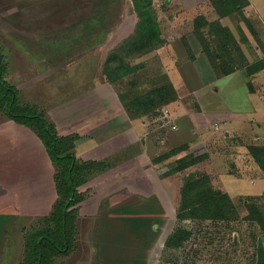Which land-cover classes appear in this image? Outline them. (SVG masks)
<instances>
[{"label":"rangeland","instance_id":"374dc122","mask_svg":"<svg viewBox=\"0 0 264 264\" xmlns=\"http://www.w3.org/2000/svg\"><path fill=\"white\" fill-rule=\"evenodd\" d=\"M248 1L249 5L243 11L251 27L239 14L221 19L222 22L229 21V24H234V28L241 24L249 39L246 41L247 45L263 46L261 52L263 54L260 57L263 60H259V58L255 64L243 67L236 76L231 75L230 84L237 91H235V98L229 93L230 89L223 86L227 83L226 76L218 78L214 63L206 55L203 62L199 58L200 67H198L204 70L206 67L204 63H210L215 71V77L218 78L216 83L212 81L207 83L208 79H206V73L203 70L198 72L206 80L200 78L198 83L191 81L195 73L194 71L191 72V68L187 66L196 60L194 51L188 49L189 46L195 45V38L190 37L193 32L194 18L198 15H203L209 20L218 18L216 9L209 0H155L154 5L158 9V19L163 29L165 44L151 54L131 59L133 65L143 63V67L136 74V78L139 82L142 81L141 83H147L146 81L149 79L161 75L162 70H158L159 66L165 70L178 67L183 78L178 73H171L173 78L171 80L179 97L170 104L163 106L157 116H150L145 123L147 129L141 136L147 138L148 135L150 146L154 148V151L147 155L149 159L146 160L142 157V160H136V162L134 159L128 160L116 166L112 171L99 176L94 183L95 185L88 184L89 188H93V193L88 194L82 209L86 208L85 205H87V209L90 208V205H92L91 208L94 206L95 209L99 207L98 211L103 209L104 214L102 213V220L99 219V221L108 226L107 220L104 219L105 212L111 213L113 207L121 206L124 200L128 201L126 199L129 194H122V191L129 190L128 185L134 187V190H131L133 194H139L134 200L143 204L144 202L147 204V198L137 199L147 197L145 195L153 192V195H150L153 200L147 206L151 207L152 205L157 210L160 207L163 212L157 211L156 215L161 216L163 222L154 219L151 224V233L158 231L159 235L149 252L150 264H220L217 261V251L221 252L224 258L229 256L228 264H256V258H254L255 244L260 240L264 241V231L259 229L255 222L245 219L248 210L243 200H255L264 212V170L249 153V147L253 144H264V0ZM87 15L82 24L84 27H81L83 29L77 34H72L70 30H66L45 35L35 40L21 33L16 35L13 30L7 29L0 23V45L3 46L8 60L6 78L19 91L21 102L36 104L39 109L45 110L49 117L54 116L53 121L59 133L63 135L68 134V129H65L64 126V111L66 110L59 109L60 105L56 106V104L67 101L77 102L76 107L78 109L84 104L86 107L90 105L89 101L78 102L79 98L91 100L96 96V93L99 92L96 87L103 80L105 81L103 69L108 55L113 48L133 33L136 23V13L133 10L131 0H117V3L110 5L108 11L103 10L94 13L89 11ZM253 28L257 30V33L254 32ZM20 35L24 37H19ZM186 35H189L188 41H186ZM184 42H187L188 47ZM185 55L187 60L183 62ZM178 56L180 57L179 60ZM121 86L125 87V85ZM118 88L120 89V87ZM177 103L186 106L187 109L182 108L183 113L196 114L193 116L194 118L192 117L193 130L191 132L188 130L179 131L180 129H177L178 123H176L177 128L171 129L176 133L172 138L169 131L172 128L171 123L175 124L172 120L176 116ZM217 103L220 104L218 109L225 111L228 108L233 109L236 114L223 119L224 113L217 111V108L211 113L209 110L214 109ZM83 108L85 109L84 106ZM81 109L76 111V115L83 114L84 109ZM9 121L13 120L9 119L5 113L0 112V134H7L6 128L12 123L9 124ZM16 132L19 134L18 131ZM16 132L9 135L20 141V138L15 135ZM80 132L81 136L85 135L84 131ZM24 133H21L23 139L29 137L35 140L39 147L44 148L35 132L31 130L28 135H24ZM89 134L92 135L93 132H89ZM12 140L8 137L9 145L5 147L6 141L0 139V181L4 183L3 180L10 179L13 181L12 183L23 184L22 193L29 198V191L32 189L28 185L31 183L29 179L37 178L40 182L41 179L45 178L53 180L54 168L50 167L48 160L40 153L36 154L37 156L32 155L33 158L31 157V161L26 164L23 162L29 157H24L17 167L15 164H5L6 155L15 156L12 153V148L9 153H6L10 148L9 146L12 147L14 144H11ZM180 146L186 147L164 161L154 162L159 154ZM42 150L44 151V149ZM114 154L117 153L111 155ZM189 154L196 157L206 155L204 156L206 159L188 167L183 172L167 175L166 172L170 166L172 167L175 159ZM2 165L4 168H1ZM142 166L145 168L139 172ZM204 169H207L208 173H211L210 175H212V171L219 175L218 178L238 207L241 220L231 224V227L225 223H218L211 229L207 223H198L187 218L180 219L176 215L183 177ZM129 173L134 175L129 176ZM117 177L125 179L122 178V183L116 184L110 189L113 192L108 197L105 189L96 187L98 184H104L106 180ZM46 186L40 185L38 188L46 189ZM11 187H6L7 194L11 192ZM140 191L143 194L138 193ZM42 194L40 191L36 204L27 203L26 209L29 210V206L32 205L31 209H35V211L43 210V205L53 202H44L43 196H40ZM136 195H131V197ZM106 200H108V204H106ZM117 214L125 215V212L122 214L120 211ZM147 217L146 213L130 216L127 225H125L130 229L123 234L110 233L109 230L100 232L98 229L96 234H89L85 229L90 224L89 217L84 216L82 220L78 218V222H81V232L79 233L78 229L77 247H74L75 249L73 248L67 256H58L54 263L127 264L132 254H128V248L129 241L133 236V229L137 225L140 228L145 227L144 225L147 226L149 222L143 220ZM32 220L31 218H18L17 230L13 228L11 231L9 228L7 230L8 238L6 233L1 235L0 247L3 246L4 253L8 255L0 259V264L22 263L23 239L21 235L24 237V231L30 229ZM21 222L23 232L20 234ZM135 222L137 224H134ZM179 225L191 230L192 234L180 251H166L164 249L165 241ZM213 236L216 238H212ZM110 237L115 239L112 246L106 242V239H110ZM233 239L237 243L235 246H233ZM94 240L102 241L104 245L103 254L101 253L102 248L101 250L89 248Z\"/></svg>","mask_w":264,"mask_h":264},{"label":"trees","instance_id":"16d2710c","mask_svg":"<svg viewBox=\"0 0 264 264\" xmlns=\"http://www.w3.org/2000/svg\"><path fill=\"white\" fill-rule=\"evenodd\" d=\"M154 1L131 0L136 13L134 31L121 44L111 50L103 69L105 81L119 91L118 97L131 118L157 116L163 106L179 97L167 72L163 71L161 75L146 81L147 83H141L142 81L139 82L136 78V74L143 67V63L135 65L131 63V59L151 54L165 44L163 29L158 19V9L155 7ZM209 1L216 9L218 18L209 20L203 15H198L193 20V34L207 58L214 63L218 77H223L241 69L246 58L240 41L230 26L224 25L221 19L239 14L251 27L243 11L249 5V1ZM113 3H117V0H0V23L7 29L13 30L16 35L21 33L34 40L66 30L77 34L83 29L81 27H84L82 24L89 11H93V13L108 11ZM239 27L241 26L238 25ZM22 35L19 37H24ZM244 37H242L243 40ZM184 43L187 45V42ZM6 49L8 48L6 47ZM7 64L6 53L3 46L0 45V112L36 133L54 168L53 181L56 194L49 210L43 215L31 218L33 220L30 223V229L24 231V237L21 235L23 239V261L21 264H53L58 256L68 255L76 245L80 210L88 194L93 193V188H89L88 184L91 185L95 178L112 171L121 163L131 159L136 161L135 158L143 153V148L141 143H137L103 159L84 160L80 158L76 146L82 138L81 135L77 132L60 134L55 122L45 110L39 109L36 104L21 102L19 91L5 76L8 72ZM121 85H125V87ZM184 147L186 146L161 153L154 159V162L164 161L182 151ZM249 153L264 170V144H253L249 147ZM204 156L196 157L189 154L179 157L174 160V164L166 173L173 175L183 172L188 167L205 160ZM210 174L207 169H204L183 177L176 215L180 219L187 218L198 223H207L211 229L218 223H225L231 227V224L241 220L238 207L218 178L219 175L213 171L212 175ZM125 193L129 194L126 199L128 201L124 200L121 206L113 207L111 213L105 212L104 219L108 223V226L105 225L106 229L110 233H126L130 229L125 226L129 217L133 214L146 213L148 217L143 220L149 222L148 225L141 228L138 225L136 228L133 227V236L129 242L134 246L142 245L150 235L152 246L159 234L158 231L150 234L151 224L154 219L163 222V218L156 215V212L162 209L159 207L157 210L152 205L151 207L147 206L153 200L151 196L137 199L147 198V204L145 202L143 204L134 200L139 195L132 194L127 189L122 191V194ZM131 195L136 196L132 198ZM107 202L108 200H106V204H108ZM243 203L248 210L245 219L255 222L257 227L264 231V212L259 203L249 199L243 200ZM120 211L122 214L125 212V215L117 214ZM113 214L114 216H111ZM21 230L20 233L23 232V227ZM207 233L209 232L207 231ZM191 234V230L180 225L177 226L166 239L165 250L180 251ZM212 238L210 237V239ZM106 240L109 245L115 242L114 237ZM236 244L233 239V246ZM255 246L256 264H264V241L260 240ZM220 253L217 251V261L220 264H228L229 256L224 258ZM131 262L134 264L133 261Z\"/></svg>","mask_w":264,"mask_h":264},{"label":"crops","instance_id":"0c3cea01","mask_svg":"<svg viewBox=\"0 0 264 264\" xmlns=\"http://www.w3.org/2000/svg\"><path fill=\"white\" fill-rule=\"evenodd\" d=\"M222 23L224 25L230 26V28L234 32V35L240 41L242 50H243L245 58H246L245 62L243 63L244 64L243 67H247L251 64H255L259 60H263L262 58H260V57H262V54H263V53H261L263 46H257V45L253 46L252 44L247 45L246 41H249V39H248V36L242 27L238 28V25H236L235 26L236 28H234V24H232V25L229 24V21H224ZM239 25L241 26V24H239ZM254 32L257 33V30L255 29ZM243 33H244V35H243ZM243 36H245L244 40L242 39ZM190 37L195 38V40H194L195 45H191V46H189V48L192 51H194V53L196 54L195 62L193 60L191 62V64L187 63L188 64L187 66H189L191 68L190 71L191 72L194 71V73H195V76H194V78H192L191 81H196V82L198 81L199 82L200 78H201L202 80L208 79L207 83H209L210 81H212L213 83H216L218 78H220V77H218V78L215 77V71L211 67L210 63H208V62L204 63L206 66L204 70L199 68L200 67L199 62H198L199 58L203 62L206 59V56H205L204 52L202 51L200 44L196 40V37L194 36L193 32L191 33ZM188 38H189V35H186V41H188ZM179 58L180 57L178 56V60H179ZM174 60H175V58H174ZM186 60H187V56L184 57L183 62H185ZM241 69L236 70L235 72H232V73L226 75L227 83H225L223 85L225 88L230 89L229 93L234 98H235V94L237 91L233 87V85L230 84V80L232 79L231 75L236 76L238 74V72H240ZM161 70H162V72L163 71L167 72L169 77H171L172 80H173V78H172L171 73H173V74L178 73L180 75V77L183 78L182 73L180 72L178 67L168 68L165 70V69H162V66H161L160 71ZM199 70H203L206 73L205 74L206 79L202 78V76L199 75V72H198ZM96 88L98 89L99 92L96 93V96L93 97V99L87 100L84 98H82V99L79 98L78 102H80V101L88 102L89 101L88 103L90 104L88 107H86V104H84V105L82 104L85 107V109L83 108V106L79 105L80 109L82 108L81 110L84 109L83 114L76 115L77 114L76 111L80 110L76 107L77 102L71 103L70 101H67V102H58L56 104V106L60 105L59 109H61V110L65 109L66 110V111H64V119H65L64 126H65V129H68L67 130L68 133L77 132V133L81 134L80 131L85 132L84 133L85 135L81 136L82 138H80V140L78 141L77 146H76V151H77L78 156L84 160H90V159L99 160V159H103V158H105L108 155H111L113 153H118V151H122V149H124L130 145L141 143V146L143 148V153L140 154L136 158V160L137 161L142 160V157H143V159L146 158V160H148L149 157H147V155L150 154V152L154 151V148L150 146V142H149L150 139L148 138V135H147V138H143V136H141V135L147 129L145 123L147 122L149 117L143 116L140 118H131L129 116V114L127 113L126 109L124 108L122 102L120 101L115 87L113 85L107 83L106 81L103 80ZM214 91H217V89H214ZM252 91H253V89H252ZM96 102H97V104H96ZM182 108L184 109V108H186V106L184 104L178 105V103H177V107L175 109L176 110V112H175L176 116L173 117L174 119L172 121H173V123H178L177 129L178 130L180 129L179 131L185 132L186 130H188L191 132V130H193V126H194V122L192 120V117L196 113H193V114L188 113V112L183 113ZM216 108L217 109L220 108V104L217 103L216 107L214 109L209 110V111L212 113L214 110H217ZM56 109H57V107H56ZM217 111L224 113V114L222 113L224 115L223 119H227L229 117H232V115L236 114L233 111V109H229V108L226 111L221 110V109H218ZM52 119H55V117L53 116ZM10 123H11V125L8 128H6L7 134L6 133L0 134V139L1 140L4 139V142L6 141V143L4 144L5 147H7L9 145L7 142L8 137L13 139L11 144L12 143H14V144L12 147H11V145L9 146L10 148L6 151V153H9L11 151V148H12V153L15 156L6 155L5 159H4L5 164H15V166L17 167L21 164L24 157H29L28 160H25L23 162L24 164H26L27 162L31 161V159L33 158L32 155H36V154L40 153V154H43L45 156V158L48 160V162L50 164V167L53 168L52 162L50 159H48L49 157H48L46 150L44 148L39 147L38 143L35 140L30 139L29 137H25V139L22 138L21 133L25 132L24 135L25 134L28 135V134H30L28 132H31V130L29 131L28 127L21 125V124H18L14 121H9V124ZM171 129L172 128H170L169 132H171V137L173 138V135L176 133L173 132ZM16 131H18L19 134ZM14 132H16L15 135H17L18 138H20V141H18L15 138H12V136L9 135V134L14 133ZM89 132H93V134L90 135ZM91 141H92V144H91ZM87 143H89V144H87ZM120 143L122 145H119ZM42 149H44V151ZM14 151H15V153H14ZM18 155H20L21 161H20V158H18ZM26 155H29V156H26ZM85 157H86V159H85ZM1 168H4L3 165L1 166ZM144 168H145V166L144 167L142 166V168H140L139 172L142 171ZM128 175L133 176L134 174L129 173ZM97 178H99V177H97ZM97 178H95L91 184L95 185L94 183L98 180ZM122 178H119V177H117L115 179L111 178L110 180H106L104 182V184L103 183L100 185L98 184L96 187H98L100 189H105V191H107L106 196L108 197L113 192V191H110V189L114 185L123 182ZM124 179L125 178H123V180ZM32 180L29 179V182L31 181V183L28 184L32 188L29 191V193H30L29 198L26 194L22 193L23 184H19L17 182L12 183L13 181H11L10 179L3 180L4 183L2 181H0V237L2 234L4 235V233H6V235H7L8 234L7 230L9 228L11 231L13 228H14V230H17L16 223H17L18 218H20V219L34 218V217L45 214L49 210L51 204L43 205L42 206L43 210L35 211V209H31L32 205L29 206V208L31 210L26 209V207H28L27 203H35V204L37 203L40 191L43 193L40 196H43L44 202H48V201L52 202V201H54L55 196H56L55 188H54V181L52 179L51 180H49L48 178L41 179L42 183L37 178H32ZM40 185H47L46 186L47 188L46 189L45 188L40 189V188H38ZM7 186H12L11 187L12 190L9 194H7L8 192H6ZM33 186H34V189H33ZM49 186H50V188H49ZM39 189H40V191H39ZM128 189L130 190V191L128 190V192H131V190H134V187H132V186L130 187L128 185ZM12 191H14V192H12ZM136 191H139V190H136ZM131 193L133 194V192H131ZM138 193L143 194L141 191ZM151 194L153 195V192L148 194V195H145V196H150ZM85 207L86 208L82 209L83 208V206H82L79 218L82 220V217H84V216L89 217L90 224L87 225L88 227L85 228L87 230V232L89 234L90 233L96 234L98 232V230L100 232L106 231L107 230L106 226L103 225L102 222L99 221V219L102 218L103 209L98 211L99 207H96V209H95V207L93 206V208H91L92 205H90V208H88V209H87V205H85ZM78 223H79L78 229H79V233H80L81 232V228H80L81 222L79 221ZM22 227H23V225L21 222V226H19V228H20L19 231H21ZM150 234H151V231H150ZM149 236H148L147 240L142 243V245H135L134 246V244L129 242L130 245L128 248V252L131 250H134L135 252H132V254L130 252L128 253V254H131V259H128L127 264H132L131 261H133L134 264H150L151 263V256L149 255V252L153 248L152 246L155 244H153L151 246V244H150V237L151 236L150 237ZM7 238H8V235H7ZM0 241H1V239H0ZM102 245H103L102 241L99 242L97 240H94V242L91 243V246L89 248L96 249V250H101V248H102L101 253L103 254L104 245L103 246ZM110 246H112V245H110ZM76 247H77V244H76L75 248ZM4 250L5 249L3 248V246H1L0 247V259L3 256L6 257L8 255L7 253L6 254L4 253ZM65 256H67V255H65ZM53 264H55V263H53Z\"/></svg>","mask_w":264,"mask_h":264},{"label":"built area","instance_id":"2783aa9c","mask_svg":"<svg viewBox=\"0 0 264 264\" xmlns=\"http://www.w3.org/2000/svg\"><path fill=\"white\" fill-rule=\"evenodd\" d=\"M171 125H172V126H171V127H172V129H175V128H177V126H176V123H175V124H172V123H171Z\"/></svg>","mask_w":264,"mask_h":264}]
</instances>
